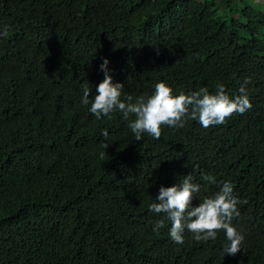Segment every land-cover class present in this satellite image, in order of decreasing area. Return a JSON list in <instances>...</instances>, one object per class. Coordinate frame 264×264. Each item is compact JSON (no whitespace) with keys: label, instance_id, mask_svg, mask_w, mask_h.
Segmentation results:
<instances>
[{"label":"trees","instance_id":"trees-1","mask_svg":"<svg viewBox=\"0 0 264 264\" xmlns=\"http://www.w3.org/2000/svg\"><path fill=\"white\" fill-rule=\"evenodd\" d=\"M227 9L243 24L219 15ZM5 26L0 264H264L263 13L243 0H0ZM104 59L122 102L161 82L174 96L214 95L222 84L234 98L247 79L252 108L208 128L162 126L159 140L145 133L138 142L134 115L89 111ZM188 174L200 185L193 207L224 182L246 201L232 221L244 236L235 256L223 253V230L207 242L185 230L175 244L165 214L149 210L161 187Z\"/></svg>","mask_w":264,"mask_h":264},{"label":"clouds","instance_id":"clouds-1","mask_svg":"<svg viewBox=\"0 0 264 264\" xmlns=\"http://www.w3.org/2000/svg\"><path fill=\"white\" fill-rule=\"evenodd\" d=\"M8 36L7 26L0 30V38ZM109 61L104 59L100 65V71L104 73V79L96 86V95L91 100L90 113L96 119L102 116L110 117L114 111L122 113L124 119L134 115L128 127L135 135L136 141L142 139L147 133L159 140L162 126L169 128H183L188 119L196 120L204 128L225 123L235 114L243 115L251 110L252 104L247 95V79L239 88V95L230 98L226 94L222 84H218L216 94H209L207 88L199 91L179 95L172 94V88L164 83L155 85L154 93L150 96L141 95L133 101L132 96L127 97V102L121 101L123 84L113 83L109 74ZM92 88L84 85L81 103L89 105ZM107 140L108 133H103ZM106 149L107 143L103 145ZM202 179L214 183L215 178L210 175H202ZM200 191V185L193 183V175H186L182 182L172 187H161L155 198V202L149 205V210L155 214H165L171 222L169 231L170 239L177 245L184 243V232L187 230L197 242L215 240L217 233L225 232L228 243L223 248L224 255L235 256L242 248L244 236L233 226L234 218L239 217L237 205L246 203L234 195L233 186L224 182L219 191L212 197L204 198L198 206H192L195 193ZM164 226L163 221L157 222L153 231L156 232Z\"/></svg>","mask_w":264,"mask_h":264},{"label":"rangeland","instance_id":"rangeland-1","mask_svg":"<svg viewBox=\"0 0 264 264\" xmlns=\"http://www.w3.org/2000/svg\"><path fill=\"white\" fill-rule=\"evenodd\" d=\"M246 4L254 7L256 10H258L259 12L264 14V0H243ZM221 0H218V3H220ZM230 10L227 9V13L226 15H222V13H220L219 15L225 19H227L228 21L230 20H234L235 23L237 25H242L244 20L243 18L238 14V13H232L229 14ZM241 34L245 35V33L243 32L244 30L241 29L240 27L238 28V30ZM260 36L264 39V30L260 33Z\"/></svg>","mask_w":264,"mask_h":264}]
</instances>
